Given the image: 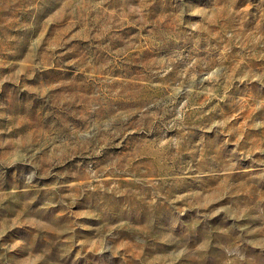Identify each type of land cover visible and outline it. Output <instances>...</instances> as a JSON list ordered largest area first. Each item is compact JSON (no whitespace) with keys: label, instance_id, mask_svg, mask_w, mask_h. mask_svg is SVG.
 Returning a JSON list of instances; mask_svg holds the SVG:
<instances>
[{"label":"rangeland","instance_id":"rangeland-1","mask_svg":"<svg viewBox=\"0 0 264 264\" xmlns=\"http://www.w3.org/2000/svg\"><path fill=\"white\" fill-rule=\"evenodd\" d=\"M0 264H264V0H0Z\"/></svg>","mask_w":264,"mask_h":264}]
</instances>
